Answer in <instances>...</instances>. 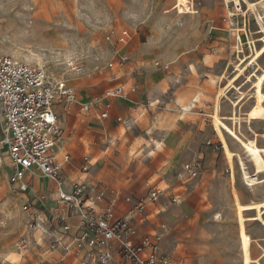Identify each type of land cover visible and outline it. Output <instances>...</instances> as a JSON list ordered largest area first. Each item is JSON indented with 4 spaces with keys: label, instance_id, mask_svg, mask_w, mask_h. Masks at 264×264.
Masks as SVG:
<instances>
[{
    "label": "rangeland",
    "instance_id": "1",
    "mask_svg": "<svg viewBox=\"0 0 264 264\" xmlns=\"http://www.w3.org/2000/svg\"><path fill=\"white\" fill-rule=\"evenodd\" d=\"M188 2H193L194 7L185 12ZM230 9L241 14L230 16L227 14ZM242 9L238 10L234 0L229 7L226 0H0V52L30 63H44L51 76L78 90L76 111L66 114L61 122L66 132L72 130L75 136L65 140L75 165L69 172L80 174L77 168L88 155L96 158L95 164L89 174L81 176L95 182L103 177L135 198L145 195L151 187L165 188L160 199L148 207L155 212L146 227L155 229L163 222L168 226L163 249L176 264H241L233 190L235 186L241 188L250 201L264 192L261 183L258 189H253L245 182L242 158L238 155L236 185L233 165L227 163L211 118L231 56L233 65L224 87L236 73L239 56H245L244 52L253 56L264 45L261 40L264 33L257 32L261 30L260 12L249 10L247 3H243ZM263 9L260 6L261 12ZM237 26L251 28L249 35L242 33L245 39L242 53L238 48L242 46L240 33L233 30ZM112 28H127L131 32L129 43L124 46L107 40ZM249 37L261 38L257 44L253 43L254 50ZM117 50L129 58L124 70L107 66ZM70 58L84 65L82 74L68 69L66 61ZM262 60L264 50L257 59L264 70ZM157 61L170 67L158 69ZM256 66L255 63L248 66L235 82L238 87L232 86L227 91L229 96L223 98L226 115L233 112L234 101L240 99L238 89L247 79L254 85L257 76L252 81L249 76ZM120 82L127 86L136 82L140 91L135 105L144 115H137L138 121L130 131L114 122L115 113L101 122L91 112L79 110L90 97ZM196 93L202 95V103L182 117V102H189ZM253 94L254 91L244 113L255 106ZM124 113H128L126 109ZM102 125L109 127V138L115 142L107 152L103 151ZM262 125L261 142L256 143L264 148V122ZM228 126L237 129L236 134L243 141L247 140L240 134L241 127L252 135L249 140H256L245 119L241 126L233 121ZM222 130L231 138V149H235L233 144L241 148L247 172L252 167L258 174L238 138L223 127ZM173 152L178 157L177 167L168 176L158 174L157 161L163 154ZM189 161L201 164L196 178L180 177L183 165ZM175 195L179 196L177 202L173 201ZM23 202L21 195L11 190L8 169L0 162V264L3 259H7L6 264H56L48 240H42L40 235L37 245L20 249L18 243L27 232ZM250 230L256 238H264L262 223H252ZM250 230L247 229L248 233ZM261 251L255 244V255Z\"/></svg>",
    "mask_w": 264,
    "mask_h": 264
},
{
    "label": "built area",
    "instance_id": "2",
    "mask_svg": "<svg viewBox=\"0 0 264 264\" xmlns=\"http://www.w3.org/2000/svg\"><path fill=\"white\" fill-rule=\"evenodd\" d=\"M193 7L194 3L188 2L185 12ZM107 40L125 46L131 40V32L127 28H112ZM128 59L117 50L107 66L123 70ZM66 65L75 73L84 70L76 58L67 60ZM155 65L161 70L170 67L159 61ZM137 89L136 83H118L82 103L80 110H95L100 118L107 119L111 115V100L129 97ZM77 103V88L51 76L46 64L30 63L0 52V162L9 160L11 190L26 196L22 210L27 232L18 243L20 249L38 244L40 235L42 240H48L56 264H69L70 258L76 264H176L163 249L168 226L163 222L145 232L136 224L148 221L147 208L160 199L165 188L154 186L135 198L102 180L93 183L81 177L66 185L72 158L69 152L59 151L64 134L60 109L71 112ZM116 121L127 130L135 125L132 116H117ZM93 165L92 158L85 155L80 171L86 174ZM200 168L197 161H189L183 165L180 177L196 178ZM41 177L47 179V185L40 193L33 189L34 180ZM50 190L55 201L52 207L45 204ZM178 198L173 196V201ZM121 200L130 204L125 215L118 213ZM6 263L3 260L1 264Z\"/></svg>",
    "mask_w": 264,
    "mask_h": 264
},
{
    "label": "bare ground",
    "instance_id": "3",
    "mask_svg": "<svg viewBox=\"0 0 264 264\" xmlns=\"http://www.w3.org/2000/svg\"><path fill=\"white\" fill-rule=\"evenodd\" d=\"M228 3V7L232 0H226ZM258 0H234V3L236 6H238V10L243 11L242 5L243 3H247L249 10H252L255 14L260 12L258 14V19H259V24H260V31H257L259 33L263 32L264 33V9L263 12L260 11V6H264V0H262L260 3ZM260 4V5H259ZM236 11V10H235ZM233 10H228L227 14L230 16H235L241 14L239 11L236 13ZM228 15V16H229ZM249 25V24H248ZM234 31H239V41L242 43V46H238L240 49V52H244L245 49H243V43L245 41L242 33H246L247 35L250 34V30L248 28H244L242 26H237L233 28ZM264 36V35H263ZM251 40V47L252 50H254V44H257V41H260L261 38L259 39H254L252 40L250 37L248 38ZM262 41L264 38L261 39ZM250 43V44H251ZM231 44V43H230ZM123 48L121 49V51ZM264 50V45L261 48V51L257 52L253 56H249L246 52H244L245 56H239L241 61L239 63H234L236 66V73L234 77L228 79V86L224 87L226 83V78L228 76V73L231 70V67L233 65V60L234 57L231 56V62L229 64V67L227 70L223 72V83L220 86L219 89V95L217 99L215 100V103L213 105V109L211 111V118H212V126L215 128V131L217 132V136L221 138V141L224 146V154L225 158L227 160L228 165L231 166V163L234 168V182L237 183V176L239 173V169L237 168V164L235 162V156L238 155L240 156V164L242 165L243 169V179L245 182L248 183V185H251L253 189L259 187V185L262 184V188H264V176H261V174L264 172V148L258 147L256 141L259 143L260 141V133L261 128H263L262 123L264 122V70H262V66L257 62V59L259 56L262 54ZM244 57V58H243ZM260 62V60H259ZM264 63V61L262 60ZM256 64V70L253 71V73L250 74L249 77L252 78L257 76V78L253 81V86H251V83L249 82L250 80L247 79V82H245L238 91L240 92V99L237 101H234L235 108L233 112L230 115H226L224 113V108H225V103L223 101V98L226 96L228 97V90L230 91L232 89V86L238 87L235 82L238 80L242 75L243 72L246 71L248 66L251 64ZM262 71L260 74L259 71ZM84 71V70H83ZM81 73H76V74H82ZM230 74V73H229ZM255 95L256 103L255 106L249 110L247 113H244V110L247 109L250 105V98L251 94L253 93ZM224 95V96H223ZM201 96L200 93H196L189 102H182L181 105V112H182V117H185L188 112H191L197 105L198 103L201 102ZM202 103V102H201ZM253 106V105H252ZM245 119L247 122H249L251 130L253 131L254 136L256 137V140H249V138L252 136L246 131H243L241 127L240 134L242 137H244L243 141L237 134V129L229 128L228 123L229 121H233L235 125L237 124H242V120ZM263 121V122H262ZM254 125V127H253ZM243 126V125H242ZM212 127V128H213ZM222 127L230 132L231 135L235 136L238 138V140L242 143L245 152L249 155L248 157L251 158V160L254 163V166L256 168V171L258 174L255 173V171L252 170V167H250V170L247 172V167L246 163L244 162V159L241 154V148H238L236 144H233L235 149H231L230 141L231 138L227 137V135L224 134ZM237 127V126H236ZM213 128V129H214ZM237 133V134H236ZM160 145V143H159ZM264 146V145H263ZM252 163V162H251ZM252 163V164H253ZM254 168V169H255ZM264 174V173H263ZM46 179L45 177H43ZM233 182V181H232ZM261 183V184H260ZM261 188V189H262ZM233 195L235 198V219L237 223V232H238V239H239V249H240V255H241V264H264L263 259H264V238H256L250 230V226L252 223H262L264 225V216H263V209H264V192L261 191L258 195H256L255 200H248L242 189L235 186V190H233ZM246 214V212H248ZM247 229L250 230V233H248ZM257 244V246L262 250L259 254L255 255L254 252V246Z\"/></svg>",
    "mask_w": 264,
    "mask_h": 264
},
{
    "label": "crops",
    "instance_id": "4",
    "mask_svg": "<svg viewBox=\"0 0 264 264\" xmlns=\"http://www.w3.org/2000/svg\"><path fill=\"white\" fill-rule=\"evenodd\" d=\"M254 40V39H253ZM126 69V68H125ZM124 70V69H123ZM116 78H118V77H116ZM120 83H122V82H120ZM136 82H132L130 85H132V84H135ZM118 84V83H117ZM122 84H125L126 86H127V83H122ZM137 84V83H136ZM139 89H137V91L135 92V93H132L129 97H123V98H115V99H112L111 100V104H112V108H111V115H110V117L109 118H111L112 117V114L113 113H115L116 114V116H115V118H114V122L116 123L117 121H116V117L117 116H124V117H134L135 118V125H136V123H137V121H138V118H137V115H139V116H143L144 115V113L142 112V113H139L140 112V107H138V106H136L135 104H136V101H137V98H140V96H139ZM101 94V93H100ZM97 95V94H96ZM94 96V95H93ZM92 96V97H93ZM91 99V97L89 98V100ZM119 102V103H116V102ZM87 102V101H86ZM126 102H130L131 104L130 105H128V106H126L125 105V103ZM150 103V102H149ZM152 105H153V103H151ZM151 105V106H152ZM76 109H77V105L73 108V110L71 111V112H65L63 109H60V111H61V114H62V124H63V119L65 118V115L66 114H71V113H74L75 111H76ZM126 109V111L128 112V113H124L123 114V111ZM79 110H80V108H79ZM80 112H82L81 110H80ZM82 113H85V112H82ZM87 113V112H86ZM91 114L94 116V119H100V121L101 120H107V119H109V118H107V119H102V118H100V116H99V113L98 112H96L95 110H93V111H91ZM182 119V118H181ZM102 122V121H101ZM118 123V122H117ZM120 124V123H119ZM121 126H122V124H120ZM134 125V126H135ZM134 126H133V128H134ZM62 127H63V129H64V134H63V139H62V141H61V143H60V148H59V151L60 152H63V151H65V152H69L70 154H71V158H72V163H71V165L69 166V168H68V171H67V173L69 172V170L72 168V167H74L75 165L73 164V154H72V152L68 149V147H67V142L65 141V140H72V138L73 137H75L74 136V134H73V132H72V130H69L68 132H66V127L65 126H63L62 125ZM123 127V126H122ZM124 128V127H123ZM133 128L132 129H129V130H127V129H125L124 128V130L125 131H130V130H133ZM104 132H103V135L101 136V138H102V143L103 144H105V149H103V151H108L109 150V148H110V146H112V145H114L115 144V142L111 139V138H109L110 137V135H109V133L107 132V130H109V127L107 126V125H102V128H101ZM115 130V132H117L118 131V129H114ZM147 133H149V132H147ZM167 143H169V144H172V142H167ZM155 152V151H154ZM92 158V161L94 162V164H95V160H96V158L94 157V156H92L91 157ZM5 160H6V164H5V162L4 163H2V165H4V166H6L7 167V164H9V160L8 159H6L5 158ZM177 165H178V157H177V154L176 153H170L169 155L168 154H163V157L159 160V161H157V163H156V166H155V170H157V172H158V174H160V175H163V176H168V175H170L173 171H174V169L177 167ZM94 166V165H93ZM80 168H81V166L79 167V168H77L79 171H80ZM91 171V170H90ZM74 171H72V172H69L68 173V175H69V178L67 179V183H66V185L68 186L70 183H71V180H75V179H78V178H81V177H84V176H81V174H84V173H82L81 171V173L80 174H78V175H76L75 173H73ZM156 172V173H157ZM90 172H88V173H86V174H89ZM86 177V176H85ZM89 181H91V182H93V183H97V181H99V180H102V181H104L105 183H107V184H110V185H112V186H114V187H116L115 185H113V184H111V183H108L103 177H100V178H98L97 180H96V182L95 181H93V179H91L90 177H86ZM9 182V181H8ZM47 185V179H45V180H43V177H41V178H37L36 180H34V189L33 190H38L40 193L41 192H43L44 190H45V187H46V185ZM10 185V184H9ZM117 189H119L122 193H124V194H132L131 192H128V191H125V190H121V188H117ZM33 190H32V192L30 191V194H32L33 193ZM19 195H21V198L22 199H24V202H25V200H26V196L25 195H23V194H19ZM54 194L51 192V190H50V194H49V198L47 199V201L45 202V204L47 205V206H49V207H52V206H54L55 205V201H54V196H53ZM23 196V197H22ZM24 202H23V204H24ZM22 204V205H23ZM130 208V204L129 203H127V202H125V201H123V200H121L120 201V210L118 211V213H119V215H125L126 214V212L128 211V209ZM147 218H149L151 215H153L154 214V212H155V210H152V209H150V208H147ZM149 222V220L148 221H146L145 223H140V222H136V224L139 226V228L142 230V231H145V232H151V231H153L154 229H147V223ZM33 245V244H32ZM37 245V244H36ZM31 247V246H30ZM3 260H6V262H7V259H3ZM2 260V261H3ZM68 263L69 264H76V260L74 259V258H70L69 259V261H68Z\"/></svg>",
    "mask_w": 264,
    "mask_h": 264
}]
</instances>
